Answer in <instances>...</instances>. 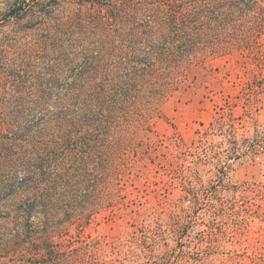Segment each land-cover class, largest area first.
Segmentation results:
<instances>
[{"label":"trees","instance_id":"trees-1","mask_svg":"<svg viewBox=\"0 0 264 264\" xmlns=\"http://www.w3.org/2000/svg\"><path fill=\"white\" fill-rule=\"evenodd\" d=\"M46 1L0 41V264L54 244L51 264H76L65 249L97 244L93 218L128 207L133 136L188 73L263 55L264 0Z\"/></svg>","mask_w":264,"mask_h":264},{"label":"rangeland","instance_id":"rangeland-1","mask_svg":"<svg viewBox=\"0 0 264 264\" xmlns=\"http://www.w3.org/2000/svg\"><path fill=\"white\" fill-rule=\"evenodd\" d=\"M46 2L0 0V41L33 25ZM259 43L262 56L235 51L188 73L149 131L134 134L128 207L93 218L88 232L99 242L65 249L81 255L76 264L257 263L264 254V63L253 59H264V36ZM49 247L38 264H51L58 249Z\"/></svg>","mask_w":264,"mask_h":264}]
</instances>
